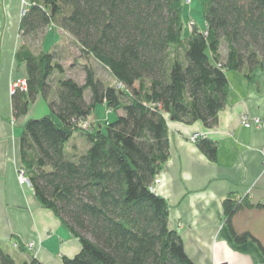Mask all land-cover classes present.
Wrapping results in <instances>:
<instances>
[{
	"label": "trees",
	"instance_id": "obj_1",
	"mask_svg": "<svg viewBox=\"0 0 264 264\" xmlns=\"http://www.w3.org/2000/svg\"><path fill=\"white\" fill-rule=\"evenodd\" d=\"M26 1L15 53L26 88L11 94V106L14 117L39 97L48 108L24 122L19 158L39 205L80 243L62 264H194L154 189L169 156L166 118L211 128L228 99L227 72L251 81L264 69V0H200L205 27L193 22L186 37L184 0ZM54 27L77 49L67 68L63 39L49 49L33 46ZM99 66L114 83L99 76ZM97 104L116 116L96 128L88 115ZM75 131L85 137L82 151L69 146ZM196 145L216 160L213 140L200 137ZM222 207L233 240L256 243L264 256L259 240L232 224L237 210L264 204L228 194ZM0 264H16L1 247Z\"/></svg>",
	"mask_w": 264,
	"mask_h": 264
},
{
	"label": "crops",
	"instance_id": "obj_2",
	"mask_svg": "<svg viewBox=\"0 0 264 264\" xmlns=\"http://www.w3.org/2000/svg\"><path fill=\"white\" fill-rule=\"evenodd\" d=\"M26 4V0H0V247L16 264L31 257L44 264H62L63 256L79 251L78 239L52 211L39 205L30 185L17 180L22 126L28 118L48 111L39 97L25 115L14 117L12 112L10 84L26 76L25 64L15 58L22 42L19 23ZM53 29L58 38L51 39L50 47L66 34ZM239 73L227 74L228 99L213 127L166 118L169 156L154 189L167 201L168 225L180 235L194 264H264L256 243H236L223 217L222 203L228 194L264 204V69L253 71L251 81ZM245 115L259 118L260 124L242 126ZM194 132L216 143L215 161L208 160L196 142L189 140ZM232 224L238 232H250L264 246V208H241ZM12 241L24 246L33 242V246L22 250L8 246Z\"/></svg>",
	"mask_w": 264,
	"mask_h": 264
},
{
	"label": "rangeland",
	"instance_id": "obj_3",
	"mask_svg": "<svg viewBox=\"0 0 264 264\" xmlns=\"http://www.w3.org/2000/svg\"><path fill=\"white\" fill-rule=\"evenodd\" d=\"M182 21H183V28H182V37H186L193 22L195 23L196 27L199 29H203L205 27L203 15H202V10H201V4L200 0H184V7H183V14H182ZM47 34L44 35L40 41L35 40L33 42V46L35 49L38 48L39 43H43V49H49V43L51 42V39L53 37L58 38V33L55 29L48 30L46 32ZM69 38V39H68ZM68 39V40H67ZM63 45L61 46L62 48H59V52H61V49L64 50L62 52V62L64 66L67 68L73 60V55L77 54V49L74 46H71V41L70 37L67 34H64L63 38ZM64 48V49H63ZM225 50L222 47L221 48V53L224 54ZM97 72L101 78H103L106 82L109 83H114L112 77L109 75L107 70L99 67H96ZM75 70V69H73ZM68 71L71 74L75 76L76 79L80 80L81 75L79 74L78 71ZM229 73V77L231 75H236L238 76L240 73L239 71H228L227 74ZM240 76V75H239ZM116 114L114 112H111L107 110L106 106L104 104H97L92 111L91 114L88 115V121L92 122V124L97 128L98 124L100 123L102 126H104L105 120H113L115 119ZM88 123H85V126H87ZM190 138V137H189ZM190 140V139H189ZM191 141V140H190ZM85 137L83 134H81L79 131H75L70 138L69 141V146L76 145L77 151H82L84 149L85 143ZM192 142V141H191ZM196 142V141H195ZM13 246V241L11 244L9 243L8 246ZM13 255L16 257V252L14 250H11Z\"/></svg>",
	"mask_w": 264,
	"mask_h": 264
},
{
	"label": "built area",
	"instance_id": "obj_4",
	"mask_svg": "<svg viewBox=\"0 0 264 264\" xmlns=\"http://www.w3.org/2000/svg\"><path fill=\"white\" fill-rule=\"evenodd\" d=\"M25 9H22V14L24 13ZM26 88V80L25 78H18L15 79L11 84H10V94H12L16 89H25ZM260 124V119L259 118H249L248 116H243L241 119V125L244 127H250L251 125L254 126H258ZM201 137V134L199 132H194L191 136H190V140L192 142H195L198 138ZM17 180L19 184H28L29 185V181L25 175V172L22 168H18L17 171ZM159 182V179L156 178L154 183L157 184ZM13 246L14 247H18V243L16 241L13 242ZM33 246V242H27L25 244L26 248H32Z\"/></svg>",
	"mask_w": 264,
	"mask_h": 264
}]
</instances>
